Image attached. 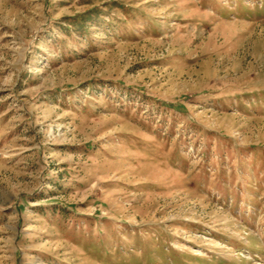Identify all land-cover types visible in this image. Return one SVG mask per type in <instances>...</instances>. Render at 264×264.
I'll return each instance as SVG.
<instances>
[{
  "label": "rangeland",
  "instance_id": "rangeland-1",
  "mask_svg": "<svg viewBox=\"0 0 264 264\" xmlns=\"http://www.w3.org/2000/svg\"><path fill=\"white\" fill-rule=\"evenodd\" d=\"M0 264H264V0H0Z\"/></svg>",
  "mask_w": 264,
  "mask_h": 264
}]
</instances>
